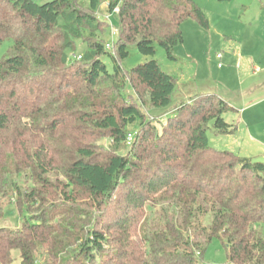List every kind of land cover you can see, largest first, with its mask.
Returning <instances> with one entry per match:
<instances>
[{"label": "trees", "instance_id": "16d2710c", "mask_svg": "<svg viewBox=\"0 0 264 264\" xmlns=\"http://www.w3.org/2000/svg\"><path fill=\"white\" fill-rule=\"evenodd\" d=\"M100 4L0 0V218L3 198L24 206L20 227L0 228V264L12 251L21 264H204L214 238L227 264H264V163L207 138L233 133L223 116L234 107L215 94L172 104L175 80L153 58L159 46L174 60L186 20L207 28L203 11L194 0H107L109 14L118 7L107 51ZM88 37L73 65L68 52ZM131 46L149 59L124 71ZM149 109L168 111L165 123ZM95 134L107 145L87 141Z\"/></svg>", "mask_w": 264, "mask_h": 264}, {"label": "rangeland", "instance_id": "374dc122", "mask_svg": "<svg viewBox=\"0 0 264 264\" xmlns=\"http://www.w3.org/2000/svg\"><path fill=\"white\" fill-rule=\"evenodd\" d=\"M33 1L41 3L45 0ZM194 2L203 11L208 23L207 28L198 26L192 19L186 20L181 26L183 42L173 51L174 60L168 59L161 47L155 48L153 58L161 69L175 80L176 87L171 103L186 102L199 94H215L223 98L234 107V110L225 114L223 118L234 125L235 129L232 134L226 136L208 131L210 146L264 163V0H194ZM76 4L82 11L87 9V0H76ZM95 16L103 22L106 21L107 31L109 28L108 34L103 37V44L111 41L109 34L111 28L116 30L115 43L118 36V18L115 13L109 14L107 11V0H101ZM108 16L109 21L106 19ZM90 40L88 37L85 39L86 42L74 41V51L68 52L69 61L73 65L81 63L79 56L83 55ZM8 46L9 43L0 46V57L5 54ZM12 52L8 51L7 54ZM128 52L129 56L120 65L124 71L149 59L139 54L135 46H131ZM218 54L222 55L221 59L216 57ZM102 62L108 71L113 70V64L108 57H103ZM148 113V120H158L163 124L169 115L164 109H149ZM133 126L129 129L135 132L137 129ZM87 141L95 143L94 145L98 143L107 145V139L99 140L96 134L92 138H87ZM127 150L123 147L121 153L125 154ZM26 188L27 186L23 184L21 190ZM1 203L4 214L0 218V228L20 227L23 200L6 197ZM156 213L155 207L149 213L151 214L149 217H156ZM258 227L264 238V220ZM201 241L203 242L202 238ZM11 257V264H21L18 251H12ZM202 262L227 264L225 247L220 240L214 238L207 245Z\"/></svg>", "mask_w": 264, "mask_h": 264}, {"label": "built area", "instance_id": "2783aa9c", "mask_svg": "<svg viewBox=\"0 0 264 264\" xmlns=\"http://www.w3.org/2000/svg\"><path fill=\"white\" fill-rule=\"evenodd\" d=\"M113 13H115V14L118 13V7H115V8H114ZM106 19L109 21V16L106 17ZM115 35H116V30H115L114 28H111V29H110V38H111V41H110L109 43H106V44H105V49H106L107 51H111V50H112V46H113V42H114V37H115ZM216 57H217L218 59H221L222 55L218 54V55H216ZM220 66H221V65L219 64L218 67H220ZM132 137H133V135H131V134H129V135L127 136V139H126V143H127V145H129V144L131 143V141H132Z\"/></svg>", "mask_w": 264, "mask_h": 264}]
</instances>
